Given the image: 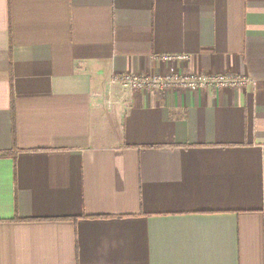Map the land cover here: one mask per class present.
Instances as JSON below:
<instances>
[{"label":"crops","instance_id":"crops-1","mask_svg":"<svg viewBox=\"0 0 264 264\" xmlns=\"http://www.w3.org/2000/svg\"><path fill=\"white\" fill-rule=\"evenodd\" d=\"M0 264H264V0H0Z\"/></svg>","mask_w":264,"mask_h":264},{"label":"built area","instance_id":"built-area-1","mask_svg":"<svg viewBox=\"0 0 264 264\" xmlns=\"http://www.w3.org/2000/svg\"><path fill=\"white\" fill-rule=\"evenodd\" d=\"M187 58L188 55L186 53H163L159 55L161 61L172 64L177 61H185ZM111 80L131 90L141 91H165L174 88L194 90L205 87L237 89L253 81L249 76L235 74L228 70L213 74L202 72L183 73L176 67H169L161 72H121L113 74Z\"/></svg>","mask_w":264,"mask_h":264},{"label":"trees","instance_id":"trees-1","mask_svg":"<svg viewBox=\"0 0 264 264\" xmlns=\"http://www.w3.org/2000/svg\"><path fill=\"white\" fill-rule=\"evenodd\" d=\"M11 107L13 108V102H11Z\"/></svg>","mask_w":264,"mask_h":264}]
</instances>
